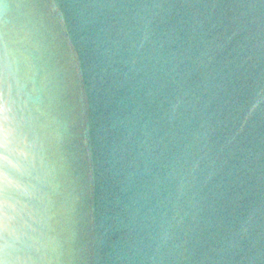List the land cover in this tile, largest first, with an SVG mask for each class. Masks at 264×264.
<instances>
[{
    "label": "water",
    "instance_id": "95a60500",
    "mask_svg": "<svg viewBox=\"0 0 264 264\" xmlns=\"http://www.w3.org/2000/svg\"><path fill=\"white\" fill-rule=\"evenodd\" d=\"M0 264H264V0H0Z\"/></svg>",
    "mask_w": 264,
    "mask_h": 264
}]
</instances>
